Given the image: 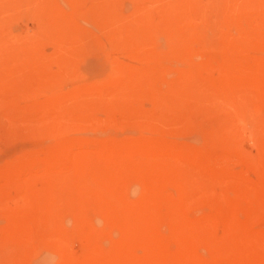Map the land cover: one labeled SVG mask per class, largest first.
Returning a JSON list of instances; mask_svg holds the SVG:
<instances>
[{
    "label": "rangeland",
    "instance_id": "obj_1",
    "mask_svg": "<svg viewBox=\"0 0 264 264\" xmlns=\"http://www.w3.org/2000/svg\"><path fill=\"white\" fill-rule=\"evenodd\" d=\"M0 264H264V0H0Z\"/></svg>",
    "mask_w": 264,
    "mask_h": 264
},
{
    "label": "bare ground",
    "instance_id": "obj_2",
    "mask_svg": "<svg viewBox=\"0 0 264 264\" xmlns=\"http://www.w3.org/2000/svg\"><path fill=\"white\" fill-rule=\"evenodd\" d=\"M187 8H189V7H187ZM200 13H201V11H200ZM193 21H192V18L190 19L185 13L180 12L176 16L168 18L167 23L166 24L163 23L164 25L162 24L163 26L160 29L153 28V35L151 33V37L153 36L152 37L153 41H155L159 50H158V48H155V49H157L158 52H163V51L166 52L167 50L174 48L177 50L176 52H178L184 48V45L187 43V41L191 40V38L194 34H200L201 32L203 34H208L209 32L211 33L212 30L210 28L208 30H205L208 27L207 23H205V22L201 23L200 22V23H198V25H195ZM224 21L227 24L226 19H224ZM195 22H197V21H195ZM150 25H152V24H150ZM154 25L155 24L150 26V28L153 27ZM223 26H225V24H223ZM225 28L230 32L234 31L232 25L225 26ZM137 29L138 28H136V30ZM137 33H138V31H137ZM139 35H141V34H139ZM133 36H135V35H133ZM146 36L144 35V37H146ZM138 37L139 38H137V37L136 38L140 39L142 36H138ZM136 38H134V39H136ZM149 38H150V35H149ZM148 42H149V40H148Z\"/></svg>",
    "mask_w": 264,
    "mask_h": 264
}]
</instances>
